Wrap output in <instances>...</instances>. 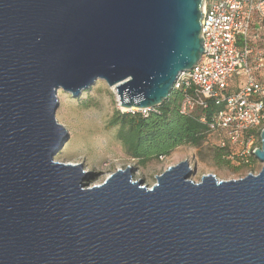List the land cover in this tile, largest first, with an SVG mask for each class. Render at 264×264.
<instances>
[{"label":"water","instance_id":"obj_1","mask_svg":"<svg viewBox=\"0 0 264 264\" xmlns=\"http://www.w3.org/2000/svg\"><path fill=\"white\" fill-rule=\"evenodd\" d=\"M203 0H0V264H264V128L256 175L148 188L134 169L54 160L57 92L97 80L120 109L156 110L203 55Z\"/></svg>","mask_w":264,"mask_h":264},{"label":"built area","instance_id":"obj_2","mask_svg":"<svg viewBox=\"0 0 264 264\" xmlns=\"http://www.w3.org/2000/svg\"><path fill=\"white\" fill-rule=\"evenodd\" d=\"M201 13L204 53L173 85L182 94L180 113L199 110L207 137L236 168H251L252 160L262 167L254 152L264 128V0H203Z\"/></svg>","mask_w":264,"mask_h":264},{"label":"rangeland","instance_id":"obj_3","mask_svg":"<svg viewBox=\"0 0 264 264\" xmlns=\"http://www.w3.org/2000/svg\"><path fill=\"white\" fill-rule=\"evenodd\" d=\"M57 103L55 119L67 132L68 140L54 160L63 164H81L84 170L93 172L95 180L89 187L101 185L117 170L132 167L133 180H142L146 187L151 188L156 183L157 176L185 160L196 168L192 177L194 182H199L205 174H212L220 181H232L244 177L248 172L246 168L236 170L233 164L226 163L223 155L219 160L216 156L219 151L208 137L198 148L179 147L168 157L151 160L144 166L139 165L123 152L115 139V130L108 126L114 110L122 111L112 89L102 80H97L76 98L58 90ZM132 112L142 115L137 111ZM132 112L129 113L133 114ZM260 169L261 166L258 165L255 171Z\"/></svg>","mask_w":264,"mask_h":264},{"label":"trees","instance_id":"obj_4","mask_svg":"<svg viewBox=\"0 0 264 264\" xmlns=\"http://www.w3.org/2000/svg\"><path fill=\"white\" fill-rule=\"evenodd\" d=\"M181 99V92L172 90L168 98L146 117L114 110L108 126L115 130V139L123 152L144 166L151 160L170 156L179 147H200L207 137V126L200 123L199 110L189 116L180 113ZM214 110L217 108L208 110L206 116L209 118ZM217 150L219 153L216 156L221 160L223 151ZM251 164L248 170H255L258 166L256 160H252Z\"/></svg>","mask_w":264,"mask_h":264},{"label":"bare ground","instance_id":"obj_5","mask_svg":"<svg viewBox=\"0 0 264 264\" xmlns=\"http://www.w3.org/2000/svg\"><path fill=\"white\" fill-rule=\"evenodd\" d=\"M121 111H122V112H127V111H129V110H126V109H121Z\"/></svg>","mask_w":264,"mask_h":264}]
</instances>
